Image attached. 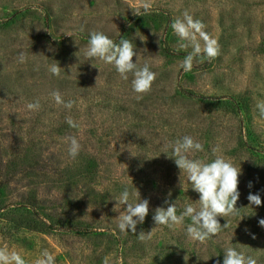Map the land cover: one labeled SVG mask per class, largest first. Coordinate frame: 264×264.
<instances>
[{"label": "rangeland", "instance_id": "rangeland-1", "mask_svg": "<svg viewBox=\"0 0 264 264\" xmlns=\"http://www.w3.org/2000/svg\"><path fill=\"white\" fill-rule=\"evenodd\" d=\"M150 2L140 16L142 0H0V193L8 210L0 211V247L26 264L44 249L56 264H223L230 247L264 264V119L256 109L264 101V0ZM185 11L220 45L216 59L191 72L180 67L186 52L175 51L181 41L170 27ZM94 31L131 40L137 63L156 73L142 99L131 74L125 80L114 66L86 59ZM52 64L59 76L48 71ZM57 90L74 101L70 110L51 97ZM36 100L40 109L27 110ZM185 135L203 144L190 158L211 162L218 147L241 168L239 214L218 217L228 226L203 243L186 236L188 218L171 229L152 219L166 199L178 214L186 204L199 208V194L169 157ZM70 136L81 144L75 159ZM124 186L149 200L135 234L119 232L113 211ZM249 193L259 194L260 206L250 205ZM31 210L48 232L10 228L9 219ZM141 231L151 238L140 241Z\"/></svg>", "mask_w": 264, "mask_h": 264}, {"label": "clouds", "instance_id": "clouds-1", "mask_svg": "<svg viewBox=\"0 0 264 264\" xmlns=\"http://www.w3.org/2000/svg\"><path fill=\"white\" fill-rule=\"evenodd\" d=\"M152 7L150 0H142L143 11H136L134 14L142 16L151 12ZM170 27L181 41L175 51L186 52L180 65L184 72H191L195 64L211 62L220 55L218 40L205 30L206 25L201 20L194 19L188 11L183 12L181 17L173 19ZM66 35L72 36L70 33ZM157 43L159 42L157 41ZM188 49L191 51H187ZM84 55L87 60H100L114 66L116 72L125 80L131 74V89L137 100L142 99L152 90L156 73L151 70L148 63L143 66L137 63L138 53L131 40L120 38L117 42L103 32L94 31L89 34ZM133 57H136L135 62H133ZM17 61L19 63L26 62L24 52L18 54ZM93 67L96 66L93 64ZM60 69L58 64L48 66V71L55 76L60 75ZM50 95L56 104L69 110L73 107L74 101H65L58 90L52 91ZM40 106L39 100H36L28 103L26 109L38 111ZM256 109L259 117L264 119V101H258ZM66 122L71 128L79 127L71 118H68ZM67 139L69 142L68 154L75 159L79 155L81 144L75 136H70ZM171 148L172 155L169 157L174 158L181 173L187 174L192 190L199 194V208L192 204H186L178 214L176 203H170L166 199L165 204L168 206L157 207L154 210L153 222L156 227L165 226L171 229L177 225H183L185 219L188 218L191 222L185 228L186 236L193 241L203 243L218 235L223 228L228 226L227 224L222 226L218 217L225 218L239 214L240 208H237L236 205L240 197L238 185L241 168H237L230 160L220 155L218 147L212 149L215 158L211 162L190 158V153L202 152L204 149L201 142L189 135L175 140L171 144ZM249 187H251V182ZM170 195L171 193H169ZM247 199L250 205L260 206L262 203L259 194L249 193ZM115 200L117 203L113 211L120 213L117 217L119 232L127 233L130 230L135 234L137 225L143 224L149 214V200L141 199L139 192L131 191L127 186L123 187L120 196ZM121 206H125L122 211ZM258 223L264 227V219H260ZM152 231L148 233L141 231L137 237L140 241L150 239ZM113 234H116L115 229ZM252 238L255 239V236L253 235ZM184 259L187 261L188 257L185 256ZM0 264H26V261L18 252L9 251L7 246H4L0 247ZM35 264H56V259L52 253L44 249ZM223 264H257V260L251 256L246 257L243 253L230 247L224 250Z\"/></svg>", "mask_w": 264, "mask_h": 264}, {"label": "trees", "instance_id": "trees-1", "mask_svg": "<svg viewBox=\"0 0 264 264\" xmlns=\"http://www.w3.org/2000/svg\"><path fill=\"white\" fill-rule=\"evenodd\" d=\"M0 211H8L6 210V206L4 203V200L2 199L1 193H0ZM10 223L12 224V228L17 229L18 231H29L31 233H44L48 232L50 230V227L48 225L41 221L39 218L38 213H35L33 210L28 215L22 214L18 219L11 218L9 219ZM6 236L10 234V232L4 233Z\"/></svg>", "mask_w": 264, "mask_h": 264}]
</instances>
